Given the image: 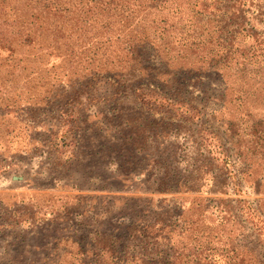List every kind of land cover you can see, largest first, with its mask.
<instances>
[{"label":"rangeland","instance_id":"1","mask_svg":"<svg viewBox=\"0 0 264 264\" xmlns=\"http://www.w3.org/2000/svg\"><path fill=\"white\" fill-rule=\"evenodd\" d=\"M163 262L264 264V0H0V264Z\"/></svg>","mask_w":264,"mask_h":264},{"label":"crops","instance_id":"2","mask_svg":"<svg viewBox=\"0 0 264 264\" xmlns=\"http://www.w3.org/2000/svg\"><path fill=\"white\" fill-rule=\"evenodd\" d=\"M32 143H30L29 145L27 144V146L25 144H18V146L15 147L16 151H18L20 154H30L31 153V150H32V146H31ZM14 145V144H13ZM13 147V146H12ZM30 158V157H29ZM21 175V174H20ZM16 175L17 179L16 181L19 183V184H22V182L25 181V176L22 175ZM20 176V178L18 177ZM12 177L15 179V175L13 174ZM9 190H11L10 192L12 193L11 195L13 196L14 198V195L16 194H21L23 191L25 192H30L32 193L34 191V187L31 186V185H27V186H15L14 188H8ZM29 193V194H30ZM15 202V201H13ZM8 202H3V204H7Z\"/></svg>","mask_w":264,"mask_h":264},{"label":"trees","instance_id":"3","mask_svg":"<svg viewBox=\"0 0 264 264\" xmlns=\"http://www.w3.org/2000/svg\"><path fill=\"white\" fill-rule=\"evenodd\" d=\"M164 1H166V0H161V2H164ZM222 1H224V0H221V2ZM189 3H191V2H189ZM192 5L194 6V8H196L195 10H196V12H201L202 14H205V13H207L208 12V8H207V5L206 4H203V6H202V3H198V2H193L192 3ZM223 5V4H222ZM220 6L219 7V9H222L223 8V6ZM162 231V230H161ZM145 256H147V255H145ZM113 258H112V260H118V261H120L121 259H123V261H124V263H126V257H123V258H121V257H117V256H115V255H113L112 256ZM116 258V259H115ZM132 259V258H131ZM164 259V257L162 256V260ZM142 260H144V259H142ZM163 264H165V262H163ZM166 264H169V263H166Z\"/></svg>","mask_w":264,"mask_h":264}]
</instances>
